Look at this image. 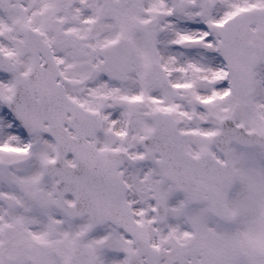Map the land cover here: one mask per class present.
Masks as SVG:
<instances>
[{
  "label": "snow or ice",
  "instance_id": "snow-or-ice-1",
  "mask_svg": "<svg viewBox=\"0 0 264 264\" xmlns=\"http://www.w3.org/2000/svg\"><path fill=\"white\" fill-rule=\"evenodd\" d=\"M0 264H264V0H0Z\"/></svg>",
  "mask_w": 264,
  "mask_h": 264
}]
</instances>
